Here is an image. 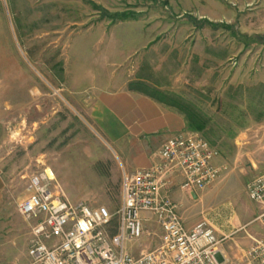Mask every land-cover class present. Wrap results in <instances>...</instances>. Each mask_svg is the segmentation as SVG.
<instances>
[{"label":"rangeland","instance_id":"rangeland-1","mask_svg":"<svg viewBox=\"0 0 264 264\" xmlns=\"http://www.w3.org/2000/svg\"><path fill=\"white\" fill-rule=\"evenodd\" d=\"M92 1L135 17L111 21L85 0H0V159L13 180L12 206L28 176L51 168L72 202L119 209V161L90 121V91L74 86L83 75H73L75 63L94 65L93 54L115 59L119 50L97 44L117 42L123 61L109 70L166 86L161 95L204 119L201 134L222 155L220 179L230 185L204 196L196 219L215 229L222 250L233 237L250 246L247 234L263 236L246 185L264 171V83L251 82L264 76V0ZM9 228L0 232V264H33L28 225ZM149 228L155 235L131 245L135 256L160 245L159 228Z\"/></svg>","mask_w":264,"mask_h":264},{"label":"built area","instance_id":"built-area-1","mask_svg":"<svg viewBox=\"0 0 264 264\" xmlns=\"http://www.w3.org/2000/svg\"><path fill=\"white\" fill-rule=\"evenodd\" d=\"M219 156L201 133L177 134L163 144L152 166L123 175L122 203L114 214L106 206L72 202L51 168L32 173L28 196L17 203L30 230L28 256L33 264H221L215 229L205 221L187 229L179 215L181 204L167 193L177 185L189 194L210 188L223 171L214 164ZM246 191L259 206L256 221L263 236L247 234L253 243L230 264H264V171L248 182ZM149 225L159 228L160 245L135 256L131 245L155 235Z\"/></svg>","mask_w":264,"mask_h":264},{"label":"crops","instance_id":"crops-1","mask_svg":"<svg viewBox=\"0 0 264 264\" xmlns=\"http://www.w3.org/2000/svg\"><path fill=\"white\" fill-rule=\"evenodd\" d=\"M97 46L110 49L114 46L116 50H119V54L115 55V59H110L104 54L101 56L93 54L91 57L98 60L91 68L86 67L82 70L80 69L82 66H76L75 63L73 75L81 72L84 83L74 86L79 90L90 91L88 116L94 128L115 153L123 177L125 173L132 174L138 169L152 166L164 143L177 134L188 131V121L181 109L161 99V94L164 93L159 90H163L166 86L155 84L148 78L124 79L120 73L117 75L113 70H109V67H118L122 64V43L102 42ZM251 82L264 83V76H257ZM152 88L158 90L160 97L155 95ZM214 164L225 168L221 154L214 160ZM4 166L0 159V232L11 231L9 226L22 223L23 219L18 213L17 203L28 196L26 182L22 195L17 197L16 205H14L16 207L12 206L14 184L13 180L7 178ZM219 179L207 190L197 191L194 194L183 192L179 185L167 191L173 201L181 204L179 215L187 229H192L200 223L196 219V205L202 201V198L218 195L223 189L228 188V184L230 185L223 179ZM231 187H233L232 184ZM256 206L259 208L258 205ZM250 219L239 225V231L252 224ZM230 235H232L231 232ZM243 239L230 238L232 243L228 250L221 249L222 255L219 257L221 264L236 263L242 258L245 248L248 247Z\"/></svg>","mask_w":264,"mask_h":264},{"label":"trees","instance_id":"trees-1","mask_svg":"<svg viewBox=\"0 0 264 264\" xmlns=\"http://www.w3.org/2000/svg\"><path fill=\"white\" fill-rule=\"evenodd\" d=\"M85 1L93 6H96L95 3L90 0H85ZM96 8L98 11L103 12L105 18L111 21H126L129 19H134L135 17V13H133L131 10L111 13L104 8L97 7V6ZM199 23L201 25L208 23L212 27H217V25H214L208 21H202ZM162 97H163V101H165L166 103L172 104L173 106L181 109L184 112L186 119L188 121V130L199 132V133H202L205 130V121L204 119H202V117L199 114L191 111L185 104L180 102L178 99L171 98L167 95H162Z\"/></svg>","mask_w":264,"mask_h":264}]
</instances>
